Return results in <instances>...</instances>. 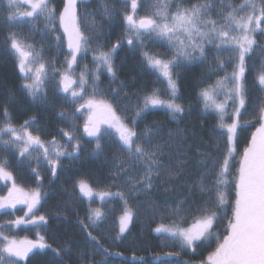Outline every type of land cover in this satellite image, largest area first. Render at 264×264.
<instances>
[{"label": "snow or ice", "instance_id": "1", "mask_svg": "<svg viewBox=\"0 0 264 264\" xmlns=\"http://www.w3.org/2000/svg\"><path fill=\"white\" fill-rule=\"evenodd\" d=\"M87 2L63 0L62 8L58 10L53 0H0V26L8 29L5 36L6 50L17 62L16 66L24 80L22 87L33 99H44L46 80H56L58 90L66 94L72 104L78 105L76 111L86 114L83 133L95 139V150L102 152L101 139L114 134L128 153L126 161H114V175L127 182L130 194L150 195L156 181L161 178L162 170L169 178L181 175L183 165L187 163L181 157L188 153L182 147L173 149V141L165 139L157 128L145 127L138 131L136 122L149 109L156 107L168 109L177 118L184 113L185 106L177 102L179 73L176 70L194 61H206L209 51L214 50L216 67L213 71L223 72L224 75L201 88L199 96L203 100L204 110H212L218 117L214 131L226 137V152L220 161L212 163L213 168H218L212 182L205 184L201 178L199 191L207 198L199 204L189 203V197L178 200L169 213L178 219L172 221L171 227L161 225L154 229L157 233H166L180 246L179 251L156 254V259L159 264H171L164 258L181 257V252L196 253L198 248L207 247L211 250L198 261L190 262L181 258L175 264H264V39H257L258 36L264 38V0H239V3L235 0H121L127 7L126 11L119 13L125 22L124 37L113 43L107 51L102 47H91L93 36L99 29L94 16L81 14L80 5ZM102 11L104 17L111 20L117 12L115 3L103 0ZM141 11L146 14L140 15ZM23 25H27L30 32H40L42 39L51 35L57 48L66 47L63 69L45 59L42 45L30 42L21 31L13 30ZM146 40L161 44L169 52L160 54L151 51ZM122 44L131 46L133 50L139 49L144 64L163 78L170 90L167 101L159 98V90L146 95L142 104L133 110L130 122L127 116L117 113L116 106L104 99L98 89L102 69L115 79L113 58ZM257 50L261 54V62L254 82L259 95L252 101L247 73L249 61L257 55ZM89 51L94 53V67L84 65L77 72L78 57L83 58ZM228 67L232 69L230 72ZM113 93L119 95V90L113 89ZM249 109L255 115L242 120V116L249 114ZM0 115L3 116L0 144L5 151H12L20 164L27 163L31 167V161L35 160L37 167L31 170L37 177L41 160L49 167L51 175L56 176L57 170L62 167L61 158L80 152V140L74 131L60 129L61 135L71 144L69 151L55 137L46 141L38 132L34 133V116L16 126L7 107L3 108ZM247 126L255 130L242 152H238L239 133ZM173 134L170 130L168 137ZM157 136L159 140H156ZM192 147L187 145V148ZM173 151L176 155L175 164L167 167L162 158ZM236 157L239 158V166L234 179L230 181L229 177L233 176L231 167ZM198 162L202 165L206 163L202 158ZM0 182L7 188V194L0 195V212L12 210L14 214L18 205L23 206L21 210L26 209L23 216L8 221L9 225L17 228L34 225L40 228L47 224V217L37 214L45 194L39 187L26 190L20 186L6 156L0 157ZM78 183L79 191L89 200L93 196L101 200L119 196L123 200L125 208L119 217L118 237L123 236L135 215L125 193L96 192L84 180ZM160 207L167 210V202ZM193 207L195 215L188 223L185 213H191ZM104 215L100 209H92L90 224L81 223L85 229L94 227ZM185 223L187 226H184ZM87 235L97 242L98 250L102 251L103 258L99 264H110L108 257L112 255L111 250L100 244L91 231ZM37 236L36 240L27 237L17 239L6 235L0 226V264H31L33 256L39 254L35 251L38 249H50L59 258L58 264H66L63 256L70 255V252L53 248L44 236L39 233ZM116 255L122 256L123 253L117 252ZM132 258L137 264H151L143 256L133 254ZM79 264L96 262L85 259L84 253H81Z\"/></svg>", "mask_w": 264, "mask_h": 264}, {"label": "trees", "instance_id": "2", "mask_svg": "<svg viewBox=\"0 0 264 264\" xmlns=\"http://www.w3.org/2000/svg\"><path fill=\"white\" fill-rule=\"evenodd\" d=\"M60 1L53 0L58 10L61 9L62 5ZM102 2L103 0H93L90 6L81 8V14L94 16L96 26L99 29V32L93 36L94 42L91 47L93 49L102 47L103 50L107 51L117 40H123L125 22L119 13L126 11L127 7L121 3V0H111L112 3H115L117 12L109 20L104 17ZM235 2L239 3V0H235ZM144 14H146L144 11L140 12V15ZM13 30L21 31L29 38L30 42L38 46L42 45L45 59L54 62L56 67L63 69L67 49L66 47L57 48L51 35L46 39H42L40 32H30L27 25ZM7 31L6 27L0 26V113H2L4 107H7L16 126L23 124L25 120L34 116L36 123L32 126V130L36 132L37 130L40 131L42 127H48L50 135L45 132L41 138L46 141L50 140L55 137V131L57 132L59 126H66L68 119L73 116L75 106L66 98V94L58 90L57 81L51 78L45 86L46 98L43 99V101L49 103L51 109L45 110L44 108V110L38 111L41 107L37 103L40 102L32 99L22 87L24 80L16 66L17 62L11 53L6 50L5 36ZM257 39L262 40L264 38L258 36ZM146 44L151 51L160 54L167 53L164 46L159 43L146 40ZM93 55L94 53L89 51L83 58L78 57L77 72L84 65L93 68V62L91 61ZM213 55L214 50H210L206 61H194L176 70L179 73L177 102L185 106L186 111L184 113L177 118L173 117L168 109L156 107L149 109L136 122L138 131L143 130L145 127L157 128L165 139L173 141V149L182 147L187 150L188 154L181 157L187 163L183 165L184 171L178 178H169L162 170L161 178L156 181V186L150 195L144 193L139 195L130 194L128 188L119 187V182L121 183L120 180L123 179L116 176L111 178L108 174L109 172L113 173L112 169L104 165L107 158H113L117 154L107 152L106 148L100 152V155L98 154L95 157L96 159L94 158L95 160H89L87 158L90 156L89 150L86 149L87 154L84 150L79 157H66L61 161L59 183L62 187L56 186L55 189L52 186L54 194L45 204L44 209L47 224L42 226L39 232L21 230L20 235L37 239V233H39V235L45 237V240L53 248H61L70 252V255L63 256L66 264H79L81 253H84L85 259L94 260L96 264H99L102 260V251L98 250L99 245L97 242L92 241L87 235L88 231H91L92 235L98 238L100 244L111 250L112 255L108 257L110 264H137V261L132 258L133 254L138 257L143 256L151 264H159L156 254L179 251V245L175 244L174 248L171 247V242L166 233H157L154 229L161 225L168 227L174 219H177L170 216L169 213L178 200L189 197V203L199 204L207 198L199 191L201 178L203 177V183L205 184L212 182L215 173L218 171V168L212 167V163L220 161L226 152V137H222L218 131H214L218 123V117L214 111L204 110L203 100L199 96L201 88L208 83H214L218 76L224 75L223 72L213 71L216 67ZM260 62L261 54L257 50V55L249 61V71L247 73L248 89L252 101H255L259 95L254 76L259 69ZM113 64L116 71L115 79L111 77L110 73H102L98 82V89L104 99L109 100L116 106L118 114L127 116L128 122L131 121L134 115L133 110L142 104L146 95H151L155 90H159L160 99L165 101L169 99L168 93L170 90L166 81L144 64L139 49L133 50L131 46L122 44L120 50L114 54ZM227 70L230 72L232 69L228 67ZM113 89L119 90V95H115ZM253 115L255 113L249 109V114L242 116V120L250 119ZM60 116H64V118ZM2 122L3 116L0 115V123ZM170 130L174 134L168 137ZM254 130V127L247 126L244 131L239 133L238 152H242ZM159 139L160 137L157 136L156 140ZM187 145H193V147L187 148ZM114 147L119 149V152L125 151L120 142ZM169 155H171V159H169ZM169 155H165L162 159L167 167H173L176 161L175 152L173 151ZM5 156L9 161L10 169L18 176L20 183L24 184L26 178L23 175L27 174L25 173L27 170L18 162L17 156L12 151H5L3 145L0 144V157ZM201 158L206 161L203 165L198 162ZM238 166L237 161L232 165L231 172L233 176L229 177L230 181L234 179ZM27 179H32V175L28 173ZM80 180L87 182L96 192L125 193L128 205L135 210L131 230L126 235L118 237L119 217L123 214L125 208L123 200L119 196H115L102 202L88 201L79 191L78 182ZM125 184L128 185L126 181ZM165 188L169 190L165 191ZM229 194L231 197V187L229 188ZM165 202H167V210L160 207ZM158 208L160 210L156 211L155 209ZM92 209H100L105 215L96 226L85 229L84 224H90L89 216ZM195 211V207H193L191 213H185L186 222H191ZM184 226H187V223ZM222 228L223 225H221V230ZM210 250L207 247H200L196 253L184 251L181 252V257H165L164 259L171 262V264H175L181 258L195 262L206 256ZM117 252L123 253V255H116ZM38 253L31 259V264H58L59 262V258L55 257L50 249Z\"/></svg>", "mask_w": 264, "mask_h": 264}, {"label": "flooded vegetation", "instance_id": "3", "mask_svg": "<svg viewBox=\"0 0 264 264\" xmlns=\"http://www.w3.org/2000/svg\"><path fill=\"white\" fill-rule=\"evenodd\" d=\"M92 2H93V0H88L87 3L80 5V10L84 6L85 7L86 6H90ZM60 3L62 4L63 3V0H61ZM61 8H62V5H61ZM119 50H120V48L117 49V51H119ZM50 79L51 78H49L45 82V86L50 81ZM68 106H70V105L68 104ZM74 106H75L74 107V112L72 114L73 116L71 118H69L71 120L69 121V119H68V122H67L66 126H64V127L59 126V128L57 129V132L55 131V136L58 139H60L61 136H62L61 135V132H60V129H64V130H67V131H73L74 130V132L78 133L83 128V120L81 118H82V115L84 113L83 112H77L76 113L75 112V109L77 108L78 105H74ZM61 118H64V116L61 117ZM81 126H82V128H81ZM40 132H42V129H40ZM43 132L45 133V131H43ZM38 133H39V131H38ZM66 157H69L70 158L72 156H64V157L61 158V161L63 159H65ZM25 164H27V163H25ZM31 164H32V167H37L34 163H31ZM10 170L12 171V169H10ZM27 171H29V175L30 174L32 175V179H27L26 178V182H24V184L26 185L25 186L24 184L20 183V180H18L19 179L18 176H16L14 174L15 177H16L17 183L20 186L24 187L26 190L27 189H32V188H37V187L40 188V191L42 192V194H45V195H43V197H42L41 204L39 206V210H38V213L37 214L44 215L45 204H47V202L49 201V199L51 198V196L54 194L53 190H54V188L56 189V186L59 183V179H60V175H61V173H60L61 168H59L57 170L56 176H52L51 175L50 170H49V167L46 164L43 165L42 169L38 168L39 177H37L36 174L31 169L30 170H27ZM23 181H24V179H23ZM47 182H48V184H47ZM52 186L54 188H52ZM6 194H7V188L5 187V185L2 182H0V195H6ZM22 208H23V206L18 205L17 206V210H15L14 214H12V210H9V212H7V213L0 212V226H2L3 231L5 232L6 235L14 236L17 239H23V238L27 237V236L22 237L20 235L21 230L32 231V232H39L40 229H41V227L40 228H37L34 225H21L19 228H17L15 226L9 225L7 223V220L10 221V219H13L14 220L17 216H23L24 215V210H26V209L21 210ZM32 240H36V239H32ZM35 251L36 252H39V251H42V250H39L38 249V250H35ZM35 256L36 255H34L33 258Z\"/></svg>", "mask_w": 264, "mask_h": 264}, {"label": "rangeland", "instance_id": "4", "mask_svg": "<svg viewBox=\"0 0 264 264\" xmlns=\"http://www.w3.org/2000/svg\"><path fill=\"white\" fill-rule=\"evenodd\" d=\"M40 26L42 27L43 26V21H41L40 22ZM166 50H167V53L169 52V50L166 48V47H164ZM91 61L93 62V59H91ZM184 65H182L181 67H183ZM93 67H94V63H93ZM178 70V69H177ZM77 71V70H76ZM106 71H104L103 69H102V71H101V74L102 73H105ZM47 81V80H46ZM33 99V98H32ZM35 101H37V102H40V103H37V105L38 104H40V107L41 108H39L38 109V111L40 112V110L42 111V110H44V108H45V110H50L51 109V106L49 105V103H47L46 101H43V99H34ZM42 104V105H41ZM78 107V106H77ZM75 112L77 113V111H76V109H75ZM60 117H63V116H60ZM82 120H83V124H84V122H85V120L87 119V116H86V114L84 113L83 115H82V118H81ZM56 122V121H55ZM81 128H82V126H81ZM74 131V130H73ZM81 131V132H80ZM78 133H76L75 132V134H76V136H77V138L80 140V144H81V149H80V152L79 153H77L75 156L76 157H79V156H81V152L83 153L84 152V150H85V152H86V154L88 153L87 152V150L86 149H88L89 150V154H90V156L89 157H87L89 160L91 159V160H93L98 154L100 155L101 153L100 152H97V151H95L94 150V147H95V139L94 138H92V137H88V136H86V134H84L83 133V128L80 130ZM36 132H38V130L36 131ZM42 132H43V130H42ZM42 132H40L39 131V134L43 137V133ZM35 133V132H34ZM5 138H7V137H5ZM57 139V138H56ZM58 141H60L62 144H64V145H66L67 147H68V150L69 151H71V144H70V142L69 141H67V139L65 138V137H63V136H61V139H57ZM117 143H119V141H118V139L116 138V136L113 134V135H105L102 139H101V144H102V147H103V149H106V151L107 152H109V153H115V154H117L115 157H113V158H110V159H106L105 160V163H104V165L105 166H108L110 169H112V171H114V174H115V172H116V165H115V163H114V161L115 160H118V159H124L125 161L127 160V156H128V153L126 152V151H120L119 152V149H116L114 146H116V144ZM4 147V146H3ZM85 148V149H84ZM118 152V153H117ZM96 159V158H95ZM94 159V160H95ZM238 157H236L235 159H234V161H233V164L232 165H234L235 163H236V161L238 162ZM31 163H34L36 166H37V162L35 161V160H33V161H31ZM45 163L41 160L40 161V163H39V166H38V168H40V169H42V167H43V165H44ZM121 181V183L119 182V187L120 188H124V187H126V188H129V186L128 185H126L125 184V181L124 180H120ZM128 186V187H127ZM125 188V189H126ZM82 194V193H81ZM83 195V194H82ZM83 197H85V196H83ZM88 201H100V202H102V201H104V200H106V199H108V198H110V197H105L103 200H101L99 197H96V196H93V198L91 199V200H89V198L88 197H85ZM178 219V218H177ZM132 224V223H131ZM131 224H130V226H129V229H128V231H130L131 230ZM172 226V224L171 225H169L168 227H171ZM128 231L126 232V233H124L123 235H126L127 233H128ZM169 240H170V244H171V247H175V244H177V245H179V243L178 242H174L173 240H171V238H169V237H167Z\"/></svg>", "mask_w": 264, "mask_h": 264}, {"label": "bare ground", "instance_id": "5", "mask_svg": "<svg viewBox=\"0 0 264 264\" xmlns=\"http://www.w3.org/2000/svg\"><path fill=\"white\" fill-rule=\"evenodd\" d=\"M50 46L51 47H53V45L52 44H50ZM42 130L43 131H45L46 133H48L49 135H50V132L48 131V127H42ZM52 134V133H51ZM55 136V135H54ZM57 137L55 136V139H56ZM58 139V138H57ZM61 139V138H60ZM22 167L24 168V169H26V170H30L31 168H32V164H31V167H29V165H27V164H22ZM113 173H111V172H109V176L111 177V178H113V176L115 177V175H114V171H112ZM25 173H27V174H24L23 175V177H25V178H27L28 177V173H29V171H26ZM49 182V181H48ZM48 182H47V184H48ZM57 186H59V187H62V185H61V183H58L57 184Z\"/></svg>", "mask_w": 264, "mask_h": 264}]
</instances>
